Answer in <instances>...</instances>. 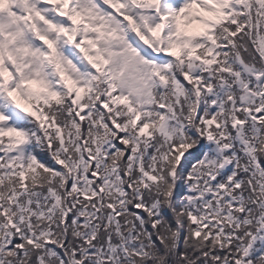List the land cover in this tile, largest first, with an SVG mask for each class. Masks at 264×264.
Here are the masks:
<instances>
[{"label":"snow or ice","instance_id":"1","mask_svg":"<svg viewBox=\"0 0 264 264\" xmlns=\"http://www.w3.org/2000/svg\"><path fill=\"white\" fill-rule=\"evenodd\" d=\"M0 264H264V0H0Z\"/></svg>","mask_w":264,"mask_h":264}]
</instances>
